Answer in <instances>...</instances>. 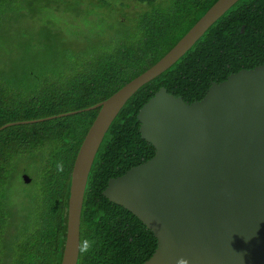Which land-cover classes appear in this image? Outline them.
Here are the masks:
<instances>
[{"label":"trees","instance_id":"16d2710c","mask_svg":"<svg viewBox=\"0 0 264 264\" xmlns=\"http://www.w3.org/2000/svg\"><path fill=\"white\" fill-rule=\"evenodd\" d=\"M216 1L0 0V16L19 15L26 5L41 10L56 3L84 25L64 31L46 21L34 42H19L17 57L0 61V127L101 103L163 57ZM11 50L7 46L3 52ZM260 65L264 0H239L174 65L127 101L88 176L80 241L96 243L89 253H79L77 264H143L156 249L151 231L102 195L110 178L154 156L153 146L139 134L140 108L161 87L186 103L198 101L213 82ZM98 111L0 131V264H60L71 171Z\"/></svg>","mask_w":264,"mask_h":264},{"label":"water","instance_id":"95a60500","mask_svg":"<svg viewBox=\"0 0 264 264\" xmlns=\"http://www.w3.org/2000/svg\"><path fill=\"white\" fill-rule=\"evenodd\" d=\"M239 0H217L157 62L99 109L73 163L60 264H77L88 176L120 110L145 84L174 65ZM244 33V27L241 28ZM139 134L154 156L110 178L103 197L134 215L157 246L143 264H264V65L212 83L202 99L186 103L161 87L137 114ZM25 183L30 182L23 175Z\"/></svg>","mask_w":264,"mask_h":264},{"label":"rangeland","instance_id":"374dc122","mask_svg":"<svg viewBox=\"0 0 264 264\" xmlns=\"http://www.w3.org/2000/svg\"><path fill=\"white\" fill-rule=\"evenodd\" d=\"M49 6H44L41 10H38L37 8L35 9L33 5H26L23 6L24 9L20 11L19 15L5 14L0 16V61L10 56L17 57L21 51V46H18L19 42L28 40L34 42L36 39L34 34L46 21L53 23L64 31L68 29H77L79 27L81 29L84 28V25L81 23L82 18L77 19L71 12L64 11L63 5L61 8L58 7L56 3H51ZM56 7L59 9L57 13L54 11ZM92 18L93 21L96 20V18L91 17V19ZM23 34L27 39H19ZM7 46L12 47V50L8 53L3 52V49L7 48Z\"/></svg>","mask_w":264,"mask_h":264},{"label":"clouds","instance_id":"9594fccd","mask_svg":"<svg viewBox=\"0 0 264 264\" xmlns=\"http://www.w3.org/2000/svg\"><path fill=\"white\" fill-rule=\"evenodd\" d=\"M63 163H58L57 164V171L62 172L63 171ZM96 241L95 240H90V239H84L79 242L77 245V250L80 254H87L89 253L92 249L93 246L95 245ZM177 264H188L187 260L180 258L177 261Z\"/></svg>","mask_w":264,"mask_h":264}]
</instances>
